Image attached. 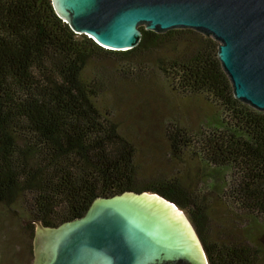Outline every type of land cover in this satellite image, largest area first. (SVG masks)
Masks as SVG:
<instances>
[{
	"label": "trees",
	"instance_id": "16d2710c",
	"mask_svg": "<svg viewBox=\"0 0 264 264\" xmlns=\"http://www.w3.org/2000/svg\"><path fill=\"white\" fill-rule=\"evenodd\" d=\"M142 33L134 48L109 49L74 31L52 0H0V204L58 226L96 198L156 192L188 211L210 264H264V234L255 227L240 241L212 243L202 187L139 177L136 150L104 98L107 63L124 79L161 75L172 92L218 108L197 128L170 121L166 136L174 157L191 152L213 176L207 187L229 191L221 197L257 223L264 222V111L236 98L212 36L192 28ZM223 173L233 180L224 183ZM26 227L34 240L36 222Z\"/></svg>",
	"mask_w": 264,
	"mask_h": 264
},
{
	"label": "water",
	"instance_id": "95a60500",
	"mask_svg": "<svg viewBox=\"0 0 264 264\" xmlns=\"http://www.w3.org/2000/svg\"><path fill=\"white\" fill-rule=\"evenodd\" d=\"M52 1L74 31L109 49L136 47L142 27L212 36L236 98L264 111V0ZM183 211L156 192H124L58 226L24 224L36 222L33 264H210Z\"/></svg>",
	"mask_w": 264,
	"mask_h": 264
},
{
	"label": "rangeland",
	"instance_id": "374dc122",
	"mask_svg": "<svg viewBox=\"0 0 264 264\" xmlns=\"http://www.w3.org/2000/svg\"><path fill=\"white\" fill-rule=\"evenodd\" d=\"M114 65L113 62L107 63L111 86L104 98L114 109L120 132L136 150L135 163L139 177L149 180L179 179L188 185L202 187V194L210 199L208 218L212 227L211 240L216 245L220 241H240L242 230L247 227H255L259 236L264 234V222L257 223L240 209L232 208L221 197L229 194V191L225 193L223 189L207 187L206 179L213 176L198 160L191 158V152L186 151L180 159L172 153L166 136L170 121H180L197 128L205 119L215 115L218 108L206 102L204 97H184L172 92L164 78L156 73L124 79L112 71ZM224 176V183L234 178L232 174L224 173L220 178ZM205 201L209 204V201ZM182 210L193 224L188 211ZM27 220V212L18 205L0 204V264H33V236L26 227L28 223L24 224Z\"/></svg>",
	"mask_w": 264,
	"mask_h": 264
}]
</instances>
